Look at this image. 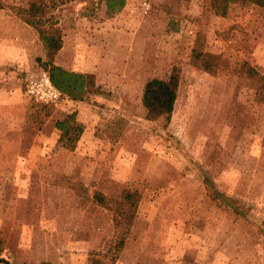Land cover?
Instances as JSON below:
<instances>
[{
    "label": "rangeland",
    "instance_id": "374dc122",
    "mask_svg": "<svg viewBox=\"0 0 264 264\" xmlns=\"http://www.w3.org/2000/svg\"><path fill=\"white\" fill-rule=\"evenodd\" d=\"M27 3L0 0L1 257L91 264L115 238L95 193L133 188L141 201L113 264H264V6L225 16L208 0H126L113 16L104 0L60 6L54 61L95 85L45 104L28 91L50 65L17 13ZM197 42L219 55L215 73L190 63ZM175 65L171 119H148L145 84ZM63 118L83 126L74 150L59 143Z\"/></svg>",
    "mask_w": 264,
    "mask_h": 264
},
{
    "label": "trees",
    "instance_id": "16d2710c",
    "mask_svg": "<svg viewBox=\"0 0 264 264\" xmlns=\"http://www.w3.org/2000/svg\"><path fill=\"white\" fill-rule=\"evenodd\" d=\"M76 0H28L26 6H18L17 13L29 25L34 27L43 42L47 54L49 77L52 84L71 99L82 100L95 85L92 74L73 71L55 63L54 59L63 47V32L55 11L67 3ZM106 14L113 16L120 12L126 0H104ZM209 6L217 15L225 16L232 4L252 3L264 6V0H208ZM190 63L210 73H215L219 66V55L206 52L199 42L192 48ZM181 68L173 66L170 74L165 78H152L145 84L142 102L147 110V118L151 120L164 119L168 123L172 117L180 84ZM47 111L44 115L49 116ZM41 119V112L35 114ZM41 122H44L42 119ZM56 128L60 131L59 143L71 150L77 144L83 133V126L71 118L56 121ZM142 195L138 190L125 188L118 197H108L102 193H95V199L113 213L115 224V238L106 252L95 253L91 264H113L125 246L131 228L137 216ZM0 263L11 264L1 257ZM39 264H56L52 261H42Z\"/></svg>",
    "mask_w": 264,
    "mask_h": 264
},
{
    "label": "built area",
    "instance_id": "2783aa9c",
    "mask_svg": "<svg viewBox=\"0 0 264 264\" xmlns=\"http://www.w3.org/2000/svg\"><path fill=\"white\" fill-rule=\"evenodd\" d=\"M43 79L40 81L31 79L28 83L29 93L41 103H58V100L64 95L63 92L52 84L49 75H45Z\"/></svg>",
    "mask_w": 264,
    "mask_h": 264
},
{
    "label": "crops",
    "instance_id": "0c3cea01",
    "mask_svg": "<svg viewBox=\"0 0 264 264\" xmlns=\"http://www.w3.org/2000/svg\"><path fill=\"white\" fill-rule=\"evenodd\" d=\"M85 73V72H84Z\"/></svg>",
    "mask_w": 264,
    "mask_h": 264
}]
</instances>
